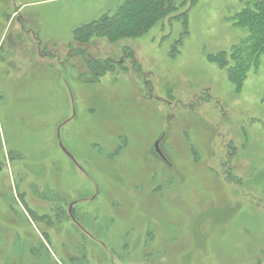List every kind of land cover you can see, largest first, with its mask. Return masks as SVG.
I'll return each mask as SVG.
<instances>
[{
  "label": "rangeland",
  "instance_id": "374dc122",
  "mask_svg": "<svg viewBox=\"0 0 264 264\" xmlns=\"http://www.w3.org/2000/svg\"><path fill=\"white\" fill-rule=\"evenodd\" d=\"M122 3L0 0V264H264V199L236 191L264 171V74L237 94L211 59L239 0H198L175 55L178 21L78 39Z\"/></svg>",
  "mask_w": 264,
  "mask_h": 264
},
{
  "label": "trees",
  "instance_id": "16d2710c",
  "mask_svg": "<svg viewBox=\"0 0 264 264\" xmlns=\"http://www.w3.org/2000/svg\"><path fill=\"white\" fill-rule=\"evenodd\" d=\"M197 1L123 0V3L113 14L103 15L98 20L83 25L77 29L76 36L85 41L92 38H103L107 42L115 44L141 38L165 20H170L169 23L178 21L184 27V31L174 44L172 55H175L180 52L182 41L187 35L190 8ZM185 6L188 7L186 13L176 14L177 10ZM237 8L230 17V23L233 29L240 34L238 41L230 49L219 52L215 58L211 57V59L220 68L227 70L228 81L239 94L251 75L264 74V0H239ZM115 66L113 60L106 59L103 62L98 61L97 64H90L88 68L95 77H102L114 70ZM261 106L264 111V98L261 101ZM247 107L242 109V113L246 116L241 119L249 116L251 104ZM220 111L222 112L223 109ZM248 119L249 122L245 129H249L251 140L264 136V115H250ZM242 126L244 127V124ZM225 176L229 181L228 175L225 174ZM261 177H264L263 170L255 172V181L250 186L251 188L248 185H243L241 188L239 182L235 183L239 185L236 191L245 194V197L249 198L253 205L260 206L261 200L264 199V186L258 183Z\"/></svg>",
  "mask_w": 264,
  "mask_h": 264
},
{
  "label": "water",
  "instance_id": "95a60500",
  "mask_svg": "<svg viewBox=\"0 0 264 264\" xmlns=\"http://www.w3.org/2000/svg\"><path fill=\"white\" fill-rule=\"evenodd\" d=\"M60 147L61 149L64 151V153L74 162L77 164L75 158L66 150V148L63 146L62 143H60ZM155 150L156 152L159 154L160 157H162L164 159V156L161 152V150L159 149V141L155 143ZM72 208V206L70 207ZM70 216L72 218V220L78 225L77 221L75 220V218L73 217V215L71 214V210H70Z\"/></svg>",
  "mask_w": 264,
  "mask_h": 264
},
{
  "label": "crops",
  "instance_id": "0c3cea01",
  "mask_svg": "<svg viewBox=\"0 0 264 264\" xmlns=\"http://www.w3.org/2000/svg\"><path fill=\"white\" fill-rule=\"evenodd\" d=\"M106 14H107V13H105L104 15H106ZM111 14H112V13H108V15H111ZM101 17H102V16H101ZM101 17H100V18H101ZM98 19H99V18H98ZM98 19H96V20H98ZM96 20H94V21H96Z\"/></svg>",
  "mask_w": 264,
  "mask_h": 264
}]
</instances>
